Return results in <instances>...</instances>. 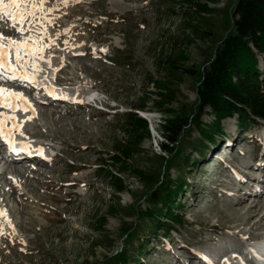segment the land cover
<instances>
[{
  "label": "rangeland",
  "instance_id": "obj_1",
  "mask_svg": "<svg viewBox=\"0 0 264 264\" xmlns=\"http://www.w3.org/2000/svg\"><path fill=\"white\" fill-rule=\"evenodd\" d=\"M235 2L78 0L48 14L55 43L38 62L43 82L81 102L97 90L115 112L38 102L53 117L24 127L41 130L31 144L57 155L48 163L0 161L1 175L13 165L23 172L0 177V188L10 189L0 192L10 218L5 228L0 223V264H103L116 252L109 264H233L264 238V219L254 224L264 211V118L245 127L226 117L209 140L214 117L197 109L200 69L233 33ZM2 28L23 38L4 20ZM258 68L264 71V53ZM137 108L150 112L146 127L131 120ZM167 120L186 125L166 166ZM182 173L171 206L147 199L161 184L175 189ZM170 214L178 221L167 231ZM152 218L162 224L153 229Z\"/></svg>",
  "mask_w": 264,
  "mask_h": 264
},
{
  "label": "trees",
  "instance_id": "obj_2",
  "mask_svg": "<svg viewBox=\"0 0 264 264\" xmlns=\"http://www.w3.org/2000/svg\"><path fill=\"white\" fill-rule=\"evenodd\" d=\"M232 14L233 33H228L221 40L212 57L201 67L197 84L199 113L209 108L214 117L213 128L207 136L209 140H213V134L220 131V122L226 117L236 115L240 125L245 127L256 118H264V71L258 68V54L264 53V0H236ZM131 114L134 123L144 122L142 125L146 127L144 118L135 112ZM167 123L164 126L166 142L160 144L161 150L167 155V158L161 156L166 166L169 160L173 163L178 156L179 136L186 125L185 122L173 120H167ZM201 132H204L202 128ZM116 154L113 152L112 157L117 159ZM201 154L204 155L203 152ZM110 176L116 174L110 173ZM180 179L181 183L175 189L170 190L168 186L161 184L157 192L147 199L154 204L171 206L173 197L182 189L181 185L187 179L186 174L182 173ZM176 216L177 214H170V218L165 220L167 231L178 221ZM152 220L153 229L162 224L156 218ZM144 246L143 243L136 250L139 260ZM117 258L118 252L106 257L103 264H109Z\"/></svg>",
  "mask_w": 264,
  "mask_h": 264
},
{
  "label": "snow or ice",
  "instance_id": "obj_3",
  "mask_svg": "<svg viewBox=\"0 0 264 264\" xmlns=\"http://www.w3.org/2000/svg\"><path fill=\"white\" fill-rule=\"evenodd\" d=\"M69 2L75 3L78 0H59V5L50 8L45 7L48 0H0V20L10 19V27L23 36L22 39H15L5 36L0 31V80H19L37 84L36 75L43 71L38 62L45 59L43 55L45 48L55 43L47 30V25L54 23V19L48 14L56 11L60 5L67 6ZM24 33L29 34L25 36ZM47 62L51 66L50 57ZM0 108L11 109V113L0 111V140L5 141L10 151L16 152L18 149L14 137L17 133L21 136L25 135L23 132L25 121L19 120L15 113L18 110L34 112L35 109L22 92L3 86H0ZM25 119L31 120L32 116H27ZM27 149L28 145L25 144L23 150ZM37 151L43 155L42 150ZM0 216L6 217L7 213L0 210Z\"/></svg>",
  "mask_w": 264,
  "mask_h": 264
},
{
  "label": "bare ground",
  "instance_id": "obj_4",
  "mask_svg": "<svg viewBox=\"0 0 264 264\" xmlns=\"http://www.w3.org/2000/svg\"><path fill=\"white\" fill-rule=\"evenodd\" d=\"M50 1H52V0H48V2H50ZM110 1H114V0H110ZM128 5V4H127ZM6 19H8V18H6ZM7 29H5V28H2V29H0V31H2L3 32V34H5L4 32L6 31ZM6 35V34H5ZM7 36V35H6ZM39 66H40V64H39ZM41 67V66H40ZM43 74H42V71L41 72H39L37 75H36V81H37V84H33V85H31V84H29V83H26V82H22L23 84H24V86H25V88H29V86L31 85V86H34L36 89H38V90H36L35 92V94L34 95H36V96H40V97H42L43 96V94L44 95H54V97L55 98H57V97H64L65 98V96H62L61 95V93L55 88V87H52V86H49V85H47L45 82H43ZM51 77V80H52V77H54V76H50ZM18 82H19V80H18ZM16 84V83H15ZM39 87H42L43 88V92H42V89L40 90V88ZM25 88H23V87H21V88H19L18 86L17 87H15V88H9V89H13V90H15V91H19V92H22L23 94H24V96L25 97H27V99H28V101L31 103V105H32V108H34L35 109V111L34 112H32L31 110H29L28 112H24V111H22V110H18L16 113H15V115L16 116H18V119L19 120H21V121H25V123L23 124V132L25 133V135H29L28 136V138H26V137H23V136H21L19 133H17L16 135H15V137H14V139H15V141H16V147L17 146H20V147H17V149H18V152L16 151L15 152V154L16 153H18L19 155H21V156H24V154H28L30 151H33V152H35V151H37L38 149L39 150H42L43 151V154H46V155H50V156H53V154H50V151L49 150H47V149H45V148H42L41 146H39V145H32L31 143H27V145H30V147H28V149L27 150H23V147H24V145L26 144V143H22V144H20V145H17V143H18V141H21L22 139H24V140H27V141H32V139H31V137L32 136H34V135H38L40 132H42L41 130H35V131H30L29 129H27L26 127H24V126H26L29 122H31L32 121V119H34V118H36V119H39L40 121H42V122H44L47 118H52L53 117V113L51 112V111H47L45 108L44 109H39L38 108V102H40V101H36L35 99H34V97H33V95H31V94H26L23 90L25 89ZM97 95V93L96 92H94L93 90H89V91H87L86 93H85V96H84V100H90V99H92V98H94V96H96ZM70 96V95H69ZM67 97V96H66ZM44 98V97H43ZM67 99H71V98H67ZM56 99H53L52 101H55ZM51 101V100H50ZM49 101V102H50ZM40 103H44V102H40ZM61 105H63V106H69V104L67 103V104H61ZM60 105V106H61ZM71 107V106H70ZM72 108V107H71ZM0 111H2V112H5V113H11V109H8V108H0ZM27 116H32V119H31V121L30 120H26L25 118L27 117ZM9 126H11V122H9ZM43 133V132H42ZM21 143V142H20ZM0 146H1V144H0ZM19 150H23V151H25V152H20ZM38 152V151H37ZM1 153V152H0ZM39 153V152H38ZM40 159H43L42 157H40ZM14 161H16V160H18V159H13ZM14 161H9L8 160V162H12L11 164H15L16 165V163H14ZM15 165H13V166H10V168H8L6 171H4V173L1 175L0 174V177L1 178H3L5 175H9V177L10 178H12L13 180H16V178H17V176L18 175H21L23 172H21L20 170H18L16 167L17 166H15ZM0 172H1V169H0ZM0 178V179H1ZM12 189V188H11ZM9 191H10V189L9 188H7L6 189V187L5 188H0V192L2 193V194H7V193H9ZM11 192H13V190L11 191ZM261 203H260V201H256V203H254V206L253 207H257V206H259ZM263 206H264V204H263ZM0 210H3V211H5L6 210V208H4L3 207V202H2V200L0 199ZM250 211V210H249ZM254 211V210H253ZM250 213H252V212H250ZM262 219H264V211L262 212V214L260 215V217L259 218H257V220L254 222V224H257V223H259ZM0 223L2 224V226H3V228H5L6 226H8V224L10 223V218H9V215H7L6 217L5 216H0ZM252 246H256V249H258L259 248V250H260V248L263 250V248H262V246H264V238H261V239H258L257 241H255L253 244H252ZM251 246V247H252ZM238 261H235L233 264H236ZM260 262H263L262 260H260ZM256 264V263H255Z\"/></svg>",
  "mask_w": 264,
  "mask_h": 264
}]
</instances>
